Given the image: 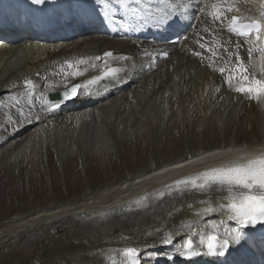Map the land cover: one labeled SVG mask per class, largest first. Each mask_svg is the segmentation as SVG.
Segmentation results:
<instances>
[{"label":"bare ground","instance_id":"bare-ground-1","mask_svg":"<svg viewBox=\"0 0 264 264\" xmlns=\"http://www.w3.org/2000/svg\"><path fill=\"white\" fill-rule=\"evenodd\" d=\"M6 1L20 4L17 6L22 7L20 9L23 13L15 9L13 16H4L2 20L10 30L3 33H8L10 40L17 36V42L0 51V120L6 123L4 126L7 128L4 133L0 129V144L5 139L15 141L19 135L29 131L24 129L31 125L35 129H32L33 134L36 133L39 136H35L41 138L48 126L58 125L63 129V126L75 125L79 131L94 124L100 126L110 115H119L123 119L121 124L116 123L120 126L121 133L126 134L132 127V122L142 113H152L160 123L174 113L184 114L186 117L193 114L197 117L215 99L219 89L226 85L224 80L227 75H222L219 68L230 69V84L237 81L243 85L253 79L264 78V75H254L249 69L248 48H252L251 57L264 59V53L258 51V45L251 41L245 44L244 38H235L226 30V22L233 14L264 17V11L258 13L256 9H250L251 6L259 4L264 8V0H257L256 3H250V0H215V4L210 3L208 14L196 23L194 31L182 46L164 47L171 51L172 56L168 60L159 59L155 71L152 69L151 54L162 49L156 44L108 39L105 34L101 38L87 37L82 42L60 48L44 43L51 34L45 36L44 33L49 19L52 20L59 14L66 15L81 6L102 8L100 1L91 6L86 0H47L43 5H34L30 0H0V8ZM226 4L233 9L239 8V12H223ZM27 5H32L33 8ZM26 14L28 17L24 19ZM114 16H117V10H114ZM217 16L223 17V26L216 21ZM69 20L61 21L60 26L54 22L55 28L70 31L72 26ZM31 25L38 31L31 33ZM51 32L58 33L54 30ZM21 40L26 41L25 45L18 43ZM237 42L241 44L238 52L243 60L241 67H247L246 73L238 71L235 66ZM37 43L39 44L36 45ZM200 44L205 47L201 48ZM209 48L212 52L208 51ZM225 48L232 53L230 59L226 57ZM106 52H112L113 55L105 57L103 54ZM197 52L201 55L194 54ZM98 56L101 59H95ZM81 59L85 61L84 64L79 63ZM69 62L74 67L70 68ZM110 68L118 69L116 79H102L97 84L89 83ZM77 69L81 75L72 76ZM244 75H248L249 81L243 79ZM26 80H31L32 85L24 86ZM74 84H80L81 87L73 100H57L45 104L51 92L63 91ZM247 101L249 104L245 102L241 110L236 111L239 127L244 128L243 136L236 135L232 140H226L225 144L227 148L247 147L248 152H253L251 155L261 158L264 156V147L260 146L264 144L261 142L264 137V95L258 100ZM54 103L63 104L58 113L50 110ZM88 104L91 105L89 109L86 108ZM226 104L223 110L217 112L228 116L227 111L236 106L235 99L230 98L228 105ZM175 107L178 111H175ZM139 120L136 121L137 126ZM247 125L251 129L248 126V130ZM134 128L131 130L134 131ZM95 132L103 133L98 129ZM37 144L39 143L35 144L36 147ZM32 146L28 144V149H32ZM202 149L203 147L195 158L209 153ZM108 150L101 158L108 155ZM70 151L65 149V160ZM89 152L92 153V150ZM189 153H183L176 164L164 166L169 171L170 166L176 165L167 173L165 180L158 176L161 173L159 168L162 167L156 162H152L142 177L137 179L157 178L153 181H162L165 185L174 180H182L185 176L198 175L208 170L210 165L213 168L242 166L249 158L239 157L234 161L216 165L209 161L208 164L199 165L205 166L204 168L191 171L197 168V164L192 167L188 165L194 158ZM186 165L190 167H185ZM132 179L129 174L125 182L128 184L136 180ZM131 186H134L133 183ZM152 186L159 185L155 182ZM169 187L172 188L171 191H166L151 201L139 205L117 206L111 214L65 212L67 214L50 222L32 224L33 226L22 225L20 231L15 230L11 235L8 233L0 240V264H131L130 259L123 253L128 247L140 249V262L153 264L158 253L163 251L164 244L160 242V238L164 235L171 236L172 243H178L180 247L187 239H192L193 247H196L201 245V241L205 242L203 245H207L208 238L212 235L223 237L235 229L228 226L233 221L229 219V211H221L219 207L230 203L231 196L237 194L235 191L229 193L224 188L215 187L201 190L191 184H174ZM130 198L123 200L128 202L132 200ZM89 199L93 198L89 196ZM209 206L215 207L216 212L201 215ZM238 252L243 258V250L240 248ZM157 264L163 263L158 261Z\"/></svg>","mask_w":264,"mask_h":264},{"label":"rangeland","instance_id":"rangeland-1","mask_svg":"<svg viewBox=\"0 0 264 264\" xmlns=\"http://www.w3.org/2000/svg\"><path fill=\"white\" fill-rule=\"evenodd\" d=\"M253 1L249 2L256 3ZM253 69L256 70V66ZM221 95L224 96V93H220L221 99H217L214 104L215 114L204 125L201 124L202 116L193 114L186 117L174 113L160 123L152 113H142L132 122L134 128L140 119L137 128L132 131L131 127L126 134H122L116 122L121 124L123 116L110 115L100 126L94 124L79 131L75 125L63 126V129L57 125L48 126L46 132L42 129L41 138L36 137L39 135L33 134V128H30L15 141L5 139L0 144V240L8 233L11 235L15 230L20 231L22 225L50 222L67 213L111 214L117 206L139 205L145 202L139 199L147 198L150 194H165L172 188L160 191L153 187V183L162 182L153 181L157 178H146L145 181L137 178L142 177L153 160L160 167L176 164L183 152L187 153V148L196 152V155L202 147L205 152L209 151L211 156L206 154L205 164L231 162L253 154L248 152L247 147L227 148L225 144L226 140L230 141L236 135L243 136L244 128L239 127L236 111H240L249 98L237 102L233 110L227 111V116L217 112L223 110L225 104L219 103L226 98ZM238 95L248 96L244 93ZM226 103L228 105L227 100ZM0 125L4 133L7 130L4 126L6 123L0 120ZM248 126L246 128L249 130ZM97 129L103 133L96 134ZM261 142H264V137ZM36 143L40 145L36 147ZM28 144L33 145L32 149H28ZM106 146L108 155L101 158L107 150ZM65 149L71 150L66 160L63 155ZM206 156L200 155L203 158ZM203 158H193L188 165L196 166ZM129 174L137 182L127 184L125 181ZM132 183L134 186H131ZM89 196L93 199H89ZM129 197L135 198L134 204L123 200Z\"/></svg>","mask_w":264,"mask_h":264},{"label":"snow or ice","instance_id":"snow-or-ice-1","mask_svg":"<svg viewBox=\"0 0 264 264\" xmlns=\"http://www.w3.org/2000/svg\"><path fill=\"white\" fill-rule=\"evenodd\" d=\"M34 5H43L47 0H30ZM101 4L106 7L104 12L105 19L110 17L111 10L107 8L106 0H100ZM118 4H123V6L130 12L133 20L139 19L142 23L154 22V26L158 29H163L165 27H171L173 24L179 21V18L183 13L191 8L186 0L182 5H177L175 0L171 3H167L165 8H155L151 6V0H116ZM203 0H201V4ZM196 11H199L197 8ZM225 13H238L239 8L228 7L227 4L223 9ZM247 20L248 23H240L237 27L238 22ZM216 21H218L221 26H223L224 19L222 16H217ZM122 27L127 30H132L130 24H123ZM264 29V22L260 19H253L251 17H242L240 15L233 14L230 17L229 27L226 29L238 37L244 38V43H249V36H254L257 41L261 39V30ZM186 38V37H185ZM227 43V42H226ZM204 48V44L199 45ZM241 44L239 42L235 45V55H236V68L238 71L247 72V67H241L243 64L242 58L239 56L238 50ZM212 52V49H208ZM260 53H264V47L258 49ZM200 56L201 53H194ZM215 55V53H212ZM225 54L228 59H230L232 53H229L227 48H225ZM105 57H110L113 55L112 52H106L103 54ZM167 57V53L163 54ZM248 58L251 59L252 48L247 49ZM99 60L101 57H95ZM80 64H84L85 61L81 59ZM69 67H74L69 62ZM222 75H227L226 83L231 79L230 69L224 67L219 68ZM118 69L110 68L102 76H96L89 81L90 84H97L102 79H116ZM72 76H80V70H75ZM243 79L249 81L248 75H244ZM31 80H26L24 86L32 85ZM81 87L80 84H74L71 88V93H77L78 89ZM237 92L247 94L249 99L258 100L262 95H264V78L253 79L249 81L247 87H238L235 89ZM68 95V93H65ZM202 181L203 183H199ZM176 185L180 184H191L194 188L204 190L206 188L215 187L216 189L224 188L229 193L235 191L237 194L231 196V202L223 205H219L221 211H229V219L236 222L238 227L234 230L227 232L223 237H218L217 235H212L207 241V250L205 252H198L193 248V240L187 239L186 243L182 245L184 249L188 251H181L180 255L191 258L197 255H211L214 257H226L231 255L232 251H236L240 248L249 245L248 230L254 229L259 226H264V156L261 158H256L254 155H249V158L242 166H232V167H220L206 170L191 179H184L175 182ZM215 207H207L204 209L201 215H209L216 212ZM160 242L163 244L172 243L171 236L164 235L160 238ZM201 245L205 242L201 241ZM125 256H127L131 264H140L142 257L140 256V249L137 247H128L123 250Z\"/></svg>","mask_w":264,"mask_h":264},{"label":"water","instance_id":"water-1","mask_svg":"<svg viewBox=\"0 0 264 264\" xmlns=\"http://www.w3.org/2000/svg\"><path fill=\"white\" fill-rule=\"evenodd\" d=\"M52 99H57V95H51Z\"/></svg>","mask_w":264,"mask_h":264}]
</instances>
